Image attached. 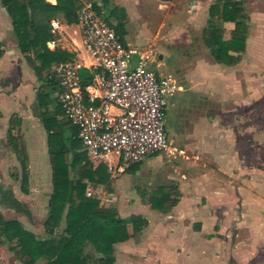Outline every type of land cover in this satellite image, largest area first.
<instances>
[{
	"label": "crops",
	"instance_id": "crops-1",
	"mask_svg": "<svg viewBox=\"0 0 264 264\" xmlns=\"http://www.w3.org/2000/svg\"><path fill=\"white\" fill-rule=\"evenodd\" d=\"M181 1L109 0L104 6L102 0H84L97 2L106 14L115 7L126 10L130 21L123 42L140 46L135 43L144 41L141 45L152 43L157 48L159 40L173 41L182 53L171 72L160 74L172 75L180 86L170 102L187 125L178 133L179 140L188 143L189 159H179L181 166L166 175L162 173L164 158L170 167L169 162L178 158L152 155L128 165L116 179L110 193L114 201L109 206L117 207L122 218L140 215L147 221L136 237L115 244L116 264H264V0H253L250 7L243 0L250 15L249 35L246 50L234 65L218 62L204 41L210 7L216 0H184L186 11L176 8V2ZM235 27L234 21L223 22V41L233 40ZM50 48L73 52L74 59L91 70L92 57L84 47L78 23L62 22L57 46ZM160 56L157 71L165 65L164 53ZM52 88L42 86L28 63L13 18L0 0V151L10 149L6 145L8 129L11 119H18L15 132L23 135L27 144L29 183L32 153L27 108L36 104L42 113L39 95L49 91L51 97L44 106L63 119L57 90L51 92ZM38 119L45 130L41 116ZM11 152L18 160L16 152ZM147 161L156 168L143 170ZM130 172L134 176L121 179ZM159 187L166 189L171 199H178L168 211L155 208L150 200ZM47 216L48 208L44 222ZM43 230L41 237L47 235L44 223ZM129 230L133 232L132 223ZM234 237L238 240L233 251L238 256L233 253L232 257L229 245Z\"/></svg>",
	"mask_w": 264,
	"mask_h": 264
},
{
	"label": "trees",
	"instance_id": "trees-1",
	"mask_svg": "<svg viewBox=\"0 0 264 264\" xmlns=\"http://www.w3.org/2000/svg\"><path fill=\"white\" fill-rule=\"evenodd\" d=\"M102 1L104 6L109 3V0ZM2 3L13 18L19 46L28 63L42 86H51V92H55L57 81L51 74L52 67L73 60L75 54L48 46L55 38L51 20L77 24L78 11L84 0H57L55 4L47 0H2ZM94 6L124 40L130 21L126 10L115 7L106 14L97 2ZM227 20L236 23L231 42L222 39L223 22ZM249 22L250 15L243 0H216L211 5L203 37L218 62L234 65L241 60L246 50ZM231 50L239 54L233 55ZM81 76L83 86L93 78L86 68L81 69ZM48 97H51L49 91L40 92V103L44 108L41 119L47 132L53 171L48 216L44 222L47 235L38 236L22 221L5 216L2 207L12 208L29 219L33 218V213L29 205L16 196L10 184L0 181V245H7L22 264H116L115 244L136 237L147 221L140 215L122 218L117 207L104 206L99 198L88 195L89 183L106 184L111 180L107 166H93L78 137V128L67 117L59 119L44 106ZM18 121L11 119L6 145L12 146L22 164V190L29 194V154L24 136L15 132ZM158 189L150 197L155 208L168 211L177 204L178 199H171L166 189ZM166 202L168 204L164 205ZM130 223L133 232L129 230Z\"/></svg>",
	"mask_w": 264,
	"mask_h": 264
},
{
	"label": "built area",
	"instance_id": "built-area-1",
	"mask_svg": "<svg viewBox=\"0 0 264 264\" xmlns=\"http://www.w3.org/2000/svg\"><path fill=\"white\" fill-rule=\"evenodd\" d=\"M78 24L92 57L93 78L83 86L81 69L86 67L75 59L55 64L51 74L64 116L78 128L93 166L106 164L113 179L152 155L187 157L167 129L170 99L180 86L172 75L157 72L160 55L155 44L123 42L92 2L79 9ZM61 25L51 20L55 38L50 47L57 46Z\"/></svg>",
	"mask_w": 264,
	"mask_h": 264
},
{
	"label": "rangeland",
	"instance_id": "rangeland-1",
	"mask_svg": "<svg viewBox=\"0 0 264 264\" xmlns=\"http://www.w3.org/2000/svg\"><path fill=\"white\" fill-rule=\"evenodd\" d=\"M180 1V0H179ZM248 3V6H252L253 0H245ZM175 5L176 8H180L183 11H186L188 8L187 3L182 0L181 3L176 2ZM178 5V6H177ZM185 13V12H183ZM182 13V15H184ZM182 21H184L182 19ZM199 33L201 35V30H199ZM199 35V34H198ZM199 35V36H200ZM129 41V39H128ZM167 40H159L158 41V52L159 55L162 52L164 53V59L165 65L158 70L157 72L160 74L161 72H171L172 67L174 63L177 61L178 57L181 56V49L173 41ZM144 41H140L139 43H135L137 45L143 44ZM41 111L39 110L38 106L36 104H32L31 106H28L27 108V116L30 117V125L27 127V132L29 133V148L32 153V177L30 185V193L26 194L22 190L21 185V177H22V164L20 161L16 159V156L13 152L12 146H9L10 149L5 150L4 148H1L2 151H0V181L4 182L5 184H10L14 190L16 196L21 199L22 201H25L29 207L31 208L34 216L32 219H29L27 216L21 213H17L14 209L9 207H2L3 213L8 219H18L23 222V224L29 229L36 232L39 236H42L43 233V223L45 219V215L47 214V208H48V200L49 196L52 190V167L50 163L49 154L47 152V133L42 128L40 124H38L39 117L41 116ZM35 117V118H34ZM167 129L169 131L170 139L180 147L186 149L187 156L189 155V146L188 143H182L179 140V130H185L187 125L180 121L181 113L177 106L174 104L172 105L171 102L169 103V109L167 114ZM179 119V121H177ZM262 124H263V130H264V111L262 114ZM187 148H186V146ZM4 149V150H3ZM84 149V147H83ZM85 150V149H84ZM10 152V153H8ZM12 155V157L7 158L6 155ZM6 157L5 163H3L4 159L3 157ZM163 160L164 164L162 165V173L167 172L173 173L175 172V169L181 166V159H189L187 157H179L177 160H172V162H169L171 164V167L169 164H166L167 159L164 158ZM180 159V160H179ZM204 159V158H203ZM206 160V159H204ZM15 163V164H14ZM152 161H147L142 165V169H152L156 168V164H152ZM16 165V166H15ZM168 165V166H166ZM180 170V169H179ZM173 171V172H172ZM17 176V177H16ZM134 176L133 172L126 173L122 176L123 178H129ZM111 177V175H110ZM118 177L113 178V180L108 181L106 184H102V186L94 187L93 183H89L88 191L90 190L92 193V196H95L97 198H100L101 202H104V206H109L113 203V196L110 195V193L115 189V181L118 179ZM160 179V178H159ZM32 205V206H31ZM135 209L131 208V211ZM129 212V211H125ZM125 214V213H123ZM237 240L238 238L234 237V241L232 244L229 245L230 247V254L233 257V253L235 256H238L236 251H233L237 246ZM262 253V252H261ZM225 254V253H224ZM264 255V252L263 254ZM264 260V257H262ZM247 263H251V261H247ZM0 264H22L20 260L17 259L15 254L8 249L7 245H0Z\"/></svg>",
	"mask_w": 264,
	"mask_h": 264
},
{
	"label": "water",
	"instance_id": "water-1",
	"mask_svg": "<svg viewBox=\"0 0 264 264\" xmlns=\"http://www.w3.org/2000/svg\"><path fill=\"white\" fill-rule=\"evenodd\" d=\"M160 58L162 59L163 56H160ZM156 68V64L152 67V69H155Z\"/></svg>",
	"mask_w": 264,
	"mask_h": 264
}]
</instances>
